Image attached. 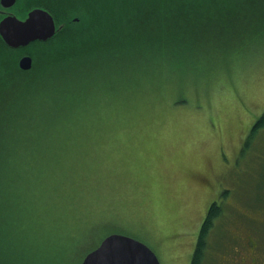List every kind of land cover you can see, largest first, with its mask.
Wrapping results in <instances>:
<instances>
[{"label":"rangeland","instance_id":"obj_1","mask_svg":"<svg viewBox=\"0 0 264 264\" xmlns=\"http://www.w3.org/2000/svg\"><path fill=\"white\" fill-rule=\"evenodd\" d=\"M233 1L176 18L145 0L57 1L82 18L72 28L95 19L81 34L102 43L56 63L51 42L48 72L19 75L22 88L34 83L25 104L39 106L11 160L33 194L12 217L0 183L9 260L0 264L13 247L32 252L28 264H42L48 247L52 264H81L112 233L142 241L161 264H191L214 201L223 213L203 264H232L246 232L264 245V128L248 139L264 113V26L253 7L262 0ZM76 45L85 53L89 43Z\"/></svg>","mask_w":264,"mask_h":264},{"label":"trees","instance_id":"obj_2","mask_svg":"<svg viewBox=\"0 0 264 264\" xmlns=\"http://www.w3.org/2000/svg\"><path fill=\"white\" fill-rule=\"evenodd\" d=\"M145 1L148 2V5L151 6L153 10H159V8H162L166 12H168V14H164L163 16L168 15L169 17H162L158 15L162 18H176L175 15H177V13L180 11H184L183 8H186V10H192L197 8L221 7L224 5L229 6L231 3L234 2L233 0ZM96 4L97 3H91L89 6L95 7ZM136 6V8H139L143 6L145 7L146 5H139L136 2ZM253 7L255 10L259 11V14L262 15L263 21L260 22L259 26H264V0L255 2L253 4ZM70 19L71 17L68 20L72 21ZM94 21L95 19L91 17L90 23L88 24V22H86L84 26L88 28ZM84 29V27L72 28L70 25H65L56 32V34L52 38V41L41 45V50L45 51L47 54L49 49L48 47L52 42V44L54 43V45H52V60H56V63L62 62V60L67 57H73L75 50H77V59L84 60V55H88L91 53L92 50L98 49L96 48L98 47L96 45H94V48L92 49V45L97 43L101 44L103 38V36L93 38L87 37L86 35H82L81 32ZM72 34L74 35L72 36ZM84 39L88 41L89 46L85 53H80L79 51L83 50H80V46H77L76 44H78L80 41H84ZM63 47L66 48L62 49ZM60 49L62 50L60 51ZM19 50L20 49H14L9 45H6L0 37V150L2 149V152H0V183H2L1 186L5 193L6 207L11 213L10 215L12 217L14 216V214L11 212V210L17 206L19 207L20 204H23L24 197H31L33 194V191H28L26 189L24 196L22 186L18 185V183L26 177L22 173L21 169L20 171H18L16 169V166L14 167L13 165V162L11 160V155L14 152V149H12V144L16 135V131L17 129H19V126L23 123V121H26V123H28V120L30 118H33L32 116L34 113V109L36 108V106H39H32V102L31 106H29L26 105L24 102L27 98V96L25 95L26 91L34 83L33 80L32 82L30 80L25 81L24 83L26 84L24 85V88H22V80L25 77L19 76L21 75L17 65V59L20 55ZM14 77L18 78L17 86L16 78ZM263 128L264 113L252 126L250 131V137L248 139H255L260 130ZM42 138L44 139L45 136L42 135ZM15 152L17 154L18 150H15ZM262 160L264 162V157L262 158ZM5 163H8L10 168L8 166L6 168ZM17 165H19V163H17ZM33 185L34 180L29 178L27 184L28 188H33ZM18 209L20 210V207ZM221 213H223V205H221V202L219 204V202L214 201L209 207L207 216L202 224L200 236L194 250L191 264H203V260L208 248L209 234L215 225V219L219 217ZM45 249H48L50 251L47 253H50L49 256L52 257V259L48 258L49 256L45 257L42 261V264H52V261H59L58 259H56L58 258V255L55 254V252L51 250L50 247ZM4 252L5 251L1 250L0 248V261L1 259L3 261H9L8 259H5L6 255ZM31 253V251L24 247H13L8 253L7 257L11 258L10 264L19 262V260L23 263L28 264L32 261ZM38 264L40 263L38 262Z\"/></svg>","mask_w":264,"mask_h":264},{"label":"water","instance_id":"obj_3","mask_svg":"<svg viewBox=\"0 0 264 264\" xmlns=\"http://www.w3.org/2000/svg\"><path fill=\"white\" fill-rule=\"evenodd\" d=\"M74 24L66 20L56 26L53 16L44 10H34L26 20L9 16L0 23V36L10 46L28 44L35 39H47L65 25ZM31 57L24 56L20 66L31 67ZM81 264H161L157 254L145 243L130 236L112 233L99 246L90 251Z\"/></svg>","mask_w":264,"mask_h":264},{"label":"flooded vegetation","instance_id":"obj_4","mask_svg":"<svg viewBox=\"0 0 264 264\" xmlns=\"http://www.w3.org/2000/svg\"><path fill=\"white\" fill-rule=\"evenodd\" d=\"M50 1H52V5ZM57 1H61V0H0V23L2 22V20H4L9 16H16L20 20H26L34 10H44L48 12L51 16H53L56 26L59 25L60 18L66 21L71 17L70 20H72L74 24L80 23L82 21V18L79 15L77 14H74V16L71 15L72 13H74L73 11L75 10H67L63 12L61 7L58 8L59 3L57 4ZM57 9L59 10L60 15L57 14ZM62 13H64L63 16L61 15ZM84 28L86 27L84 26ZM54 35L47 39H35L30 41L28 44L20 45L17 47L9 45L14 49H20L19 50L20 55L17 59V65L21 75L27 76L33 73L48 72L47 70L49 69L46 67L48 63L46 60L48 58L45 57L46 52L38 49L36 46H41L42 44L52 41ZM1 39L3 40L2 37ZM4 43L8 45L5 41ZM32 46L35 47L37 51L36 54L32 53L30 49ZM35 55H37V57H35ZM24 56H29L31 57L32 60L31 67L28 69H24L20 66V60ZM239 238L243 241V245L239 247L235 246L230 248L231 249L230 251L233 254V256L228 257L225 260L231 261L232 264H264V245L260 243V241L253 235V233L246 232L245 236H240Z\"/></svg>","mask_w":264,"mask_h":264}]
</instances>
